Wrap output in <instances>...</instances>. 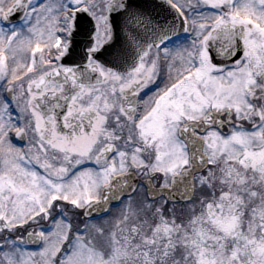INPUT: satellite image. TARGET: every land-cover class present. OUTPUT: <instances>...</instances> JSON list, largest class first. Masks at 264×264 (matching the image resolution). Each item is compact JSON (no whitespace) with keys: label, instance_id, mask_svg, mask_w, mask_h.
<instances>
[{"label":"snow or ice","instance_id":"obj_1","mask_svg":"<svg viewBox=\"0 0 264 264\" xmlns=\"http://www.w3.org/2000/svg\"><path fill=\"white\" fill-rule=\"evenodd\" d=\"M161 3L0 0V264H264V0Z\"/></svg>","mask_w":264,"mask_h":264},{"label":"water","instance_id":"obj_2","mask_svg":"<svg viewBox=\"0 0 264 264\" xmlns=\"http://www.w3.org/2000/svg\"><path fill=\"white\" fill-rule=\"evenodd\" d=\"M157 1L158 0H130L133 11H142L144 14H147L158 20H164L165 18H167L168 22H175L177 25H179L181 23V20L178 16V13H176V11L170 8L168 5L162 4L161 0H159L160 2H157ZM113 15L117 19V26L122 28L123 21H122V17L120 16V14L113 13ZM103 59H109L107 54H104ZM135 59H136L135 54L129 53L127 63L119 66L118 70L122 72L131 70L135 66ZM108 66L111 67L113 65L108 64Z\"/></svg>","mask_w":264,"mask_h":264},{"label":"flooded vegetation","instance_id":"obj_3","mask_svg":"<svg viewBox=\"0 0 264 264\" xmlns=\"http://www.w3.org/2000/svg\"><path fill=\"white\" fill-rule=\"evenodd\" d=\"M176 41L175 40H173V41H170V43H175Z\"/></svg>","mask_w":264,"mask_h":264},{"label":"rangeland","instance_id":"obj_4","mask_svg":"<svg viewBox=\"0 0 264 264\" xmlns=\"http://www.w3.org/2000/svg\"><path fill=\"white\" fill-rule=\"evenodd\" d=\"M181 2H183V0H181Z\"/></svg>","mask_w":264,"mask_h":264}]
</instances>
